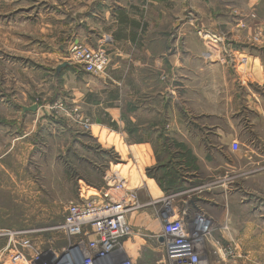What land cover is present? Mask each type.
<instances>
[{"label":"rangeland","instance_id":"1","mask_svg":"<svg viewBox=\"0 0 264 264\" xmlns=\"http://www.w3.org/2000/svg\"><path fill=\"white\" fill-rule=\"evenodd\" d=\"M95 1L0 0V230L32 232L29 237L41 251H60L67 241L51 230L64 223L66 208L81 186L106 187L107 173L118 171L135 187L142 183L137 173L141 168L165 171L176 155L184 154L190 169H202L200 173L209 176L207 184L221 187L211 192L213 201L208 205L213 218L208 216L215 223L207 244L210 263L264 264V138L260 144L240 145L237 154L225 158L216 153L221 145H211L207 168L199 167L189 154V147L200 150L199 145L178 141L170 145L166 159L163 154L142 160L134 126L100 127L102 123L87 114L92 110L73 93L86 94L89 79L102 89L104 81L87 74L78 81L68 69L54 77L62 58L69 63L72 46L104 49L110 59L105 40L94 49L88 41L71 38L80 27L87 29L84 14ZM189 10L191 38L206 44L207 58L213 57V63L219 59L230 68L237 64L242 72L250 68L246 57L238 56L241 61L236 63L234 51L241 48L233 42L264 47V0H192ZM63 46L66 53H61ZM134 58L133 50L131 62L117 63L120 72H134ZM110 71L111 65L106 72ZM133 86L124 89L118 104L124 120L126 112L135 119ZM114 87L108 88L109 97L119 98ZM33 106L35 113H23L24 107ZM182 134L176 128L175 137L182 141ZM175 161L177 170L182 159ZM152 231L160 234V225ZM216 242L228 250V256L218 255ZM7 245L8 239L0 238V249ZM31 255L19 248L0 264H27L23 256L30 260Z\"/></svg>","mask_w":264,"mask_h":264},{"label":"crops","instance_id":"2","mask_svg":"<svg viewBox=\"0 0 264 264\" xmlns=\"http://www.w3.org/2000/svg\"><path fill=\"white\" fill-rule=\"evenodd\" d=\"M191 1L96 0L84 14L87 29L80 27L71 38L72 41H88V46L94 49L105 40L111 71L96 77L104 81L103 89L89 79L85 84L86 94H80L79 90L73 93L86 109L92 110L87 114L102 123L100 127L134 126L135 143L141 148L139 159H159L163 154L166 159L167 152H171L170 145L178 141L199 145L200 150L189 147L192 150L189 154L197 159L199 167L207 168L211 145H221L216 153L225 158L237 154L231 150L233 143L260 144L264 138V47L233 39V43L239 45L236 47L241 48L232 49L236 63L241 61L238 56L246 57L250 63V68L246 67L244 72L237 64L230 68L219 59L213 63V57L205 56L206 44L191 38V25L186 19ZM133 50L135 70L130 76L120 72L117 63L131 62ZM66 51L67 47H61V53ZM62 64H69L65 57L56 67L55 78L65 74L66 69L73 71V79L85 78V73L72 64L58 74ZM132 85L135 119L124 112L127 115L124 120L118 104H122L124 89L127 92ZM111 86L118 87L119 98L109 97ZM176 128L183 131L182 141L175 137ZM252 154L258 157L256 151ZM177 157L182 161L175 170ZM176 158L165 171L145 167L140 171L146 173L137 172L147 186V190L139 194L141 203L159 200L183 188L184 192H189L187 198L194 202L190 214L200 210L212 217L208 208L213 201L211 192L221 187L207 184L209 176L202 175V169H190L191 162L188 167L184 154ZM104 189V186H81L72 202L100 200ZM137 214L140 216H131L130 223L154 233L152 229L159 223L152 218V211L144 209Z\"/></svg>","mask_w":264,"mask_h":264},{"label":"built area","instance_id":"3","mask_svg":"<svg viewBox=\"0 0 264 264\" xmlns=\"http://www.w3.org/2000/svg\"><path fill=\"white\" fill-rule=\"evenodd\" d=\"M67 60L94 77L104 75L110 63L104 49L77 46L70 48ZM231 150L237 153L240 144L233 143ZM107 174L102 199L70 203L64 223L51 230L64 235L67 244L63 249L51 248L44 253L29 237L32 232L1 231L0 238H7L8 245L0 249V262L22 248L32 253L30 260L23 256L27 264H211L207 244L213 239L215 223L203 211L190 214L194 202L187 198L189 192L143 204L139 194L147 190L145 184L131 187V178L120 172ZM151 208L160 234L130 223L131 216ZM215 245L220 257L228 256V250L219 242Z\"/></svg>","mask_w":264,"mask_h":264},{"label":"water","instance_id":"4","mask_svg":"<svg viewBox=\"0 0 264 264\" xmlns=\"http://www.w3.org/2000/svg\"><path fill=\"white\" fill-rule=\"evenodd\" d=\"M67 66H69V64H62V65L58 68L57 73L59 74V73L61 72V70H62L63 68H65V67H67ZM23 111H24V112H33V113H35V112L37 111V106H33V107H31V108H23Z\"/></svg>","mask_w":264,"mask_h":264},{"label":"trees","instance_id":"5","mask_svg":"<svg viewBox=\"0 0 264 264\" xmlns=\"http://www.w3.org/2000/svg\"><path fill=\"white\" fill-rule=\"evenodd\" d=\"M182 192H184V189H183V188H182V189H178V190L176 191V193H173V194L182 193Z\"/></svg>","mask_w":264,"mask_h":264}]
</instances>
